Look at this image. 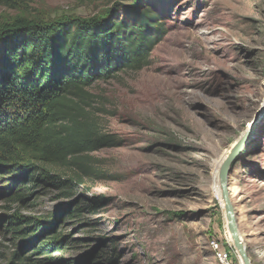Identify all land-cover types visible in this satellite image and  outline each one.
Returning <instances> with one entry per match:
<instances>
[{"label":"rangeland","instance_id":"obj_1","mask_svg":"<svg viewBox=\"0 0 264 264\" xmlns=\"http://www.w3.org/2000/svg\"><path fill=\"white\" fill-rule=\"evenodd\" d=\"M116 3V17L130 20L148 7L166 29L147 66L88 89L93 115L119 145L89 153L92 171L81 182L38 187L22 203L12 198L27 177L17 183L2 175L0 264H10L15 250L31 264H222L212 240L242 264L219 167L264 99V0H10L0 4V22L87 19ZM229 182L248 254L264 264V117ZM95 196L98 206H81ZM11 214L40 218L41 235L13 233ZM54 234L57 244L46 247Z\"/></svg>","mask_w":264,"mask_h":264},{"label":"trees","instance_id":"obj_2","mask_svg":"<svg viewBox=\"0 0 264 264\" xmlns=\"http://www.w3.org/2000/svg\"><path fill=\"white\" fill-rule=\"evenodd\" d=\"M118 9L116 3L87 19L20 16L0 22V178L26 173L28 181V186L15 189L14 202H25L38 187L81 182L92 171L89 153L119 145L93 115L95 95L88 89L126 69L147 66L166 29L151 8L137 11L130 20L116 17ZM59 169L71 175L64 179ZM89 200L81 206L99 205L98 196ZM6 226L23 237H39L44 223L11 214ZM59 236L43 244L56 245ZM221 250H227L225 244ZM11 256L10 264H31L30 257L19 256L17 250Z\"/></svg>","mask_w":264,"mask_h":264},{"label":"water","instance_id":"obj_3","mask_svg":"<svg viewBox=\"0 0 264 264\" xmlns=\"http://www.w3.org/2000/svg\"><path fill=\"white\" fill-rule=\"evenodd\" d=\"M264 117V99L262 105L260 106L259 110L257 111L255 118L253 121L248 125L247 129L241 134V136L235 141L232 145L229 153L224 158L219 171V179H220V196L224 200V210H225V217L227 220V228L229 233L232 236L233 246L238 252L240 261L242 264H253L252 259L250 258L247 247L243 241V238L239 232L237 217L235 208L231 199L230 193V173L232 170V166L235 163L238 155L242 151L246 142L252 137L254 134V130L258 124V122ZM27 177L26 173H17L10 177L8 180L10 182L17 180L18 182H23ZM14 184V183H13ZM10 191H6L3 195L9 194Z\"/></svg>","mask_w":264,"mask_h":264},{"label":"built area","instance_id":"obj_4","mask_svg":"<svg viewBox=\"0 0 264 264\" xmlns=\"http://www.w3.org/2000/svg\"><path fill=\"white\" fill-rule=\"evenodd\" d=\"M211 245L222 264H236L231 260L227 250H221V242L212 240Z\"/></svg>","mask_w":264,"mask_h":264},{"label":"bare ground","instance_id":"obj_5","mask_svg":"<svg viewBox=\"0 0 264 264\" xmlns=\"http://www.w3.org/2000/svg\"><path fill=\"white\" fill-rule=\"evenodd\" d=\"M231 149V148H230ZM227 156V155H226ZM224 160V159H223ZM223 162V161H222ZM222 164V163H221ZM221 166V165H220ZM219 171H220V167H219ZM219 186H220V179H219ZM220 192H221V190H220ZM223 200V199H222ZM223 203H224V200L222 201ZM223 206H224V204H223ZM223 209H224V207H223ZM224 212H225V210H224ZM229 232V231H228ZM230 234V233H229ZM230 237H231V240H232V236H231V234H230ZM232 242H233V240H232Z\"/></svg>","mask_w":264,"mask_h":264}]
</instances>
